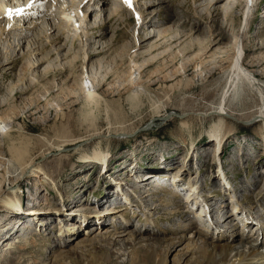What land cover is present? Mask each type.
I'll list each match as a JSON object with an SVG mask.
<instances>
[{
  "label": "rangeland",
  "instance_id": "1",
  "mask_svg": "<svg viewBox=\"0 0 264 264\" xmlns=\"http://www.w3.org/2000/svg\"><path fill=\"white\" fill-rule=\"evenodd\" d=\"M234 1L220 0L214 6L217 8L214 11L210 7L212 3L208 6L206 0H161L160 3H155V0H136L130 9L124 8L110 17L109 10L117 3L116 0L78 4V7L82 5L80 10L85 16L82 28L87 33L82 42V54H85L83 64L80 40L71 36L73 32L67 28L63 29L61 35L56 34V31L42 34L43 16L38 17L36 26H39H35L37 29L31 30L28 35H20L15 30L8 34L0 32V53L8 57L0 67V102L6 100L8 95H15L9 98V104L3 110L21 111L15 124L0 130L1 133L10 132V137L3 139V156L6 160L9 159L7 146L15 141L20 149L23 147L26 162L32 159L46 174V177L20 178L21 169L15 161L10 164L5 178L0 175V197L15 187L20 199L17 210L0 207V245L5 244L10 237L13 238L12 235L20 238L19 233L26 225L41 234L35 237L32 235L26 241L17 243L14 250L5 252V256L0 257V264H90L98 257H111L109 253L98 250L97 243L103 246V240H92L84 246L77 245V239L86 234L83 229H69L72 233L68 235L55 234L60 223L57 217L63 220L68 215V220L79 223L85 214L77 216L78 213L72 209L75 205H82L83 211L89 215H101L102 210L118 202L114 198L117 196L115 190L124 193L120 184L126 179V175H131L138 183L144 182V178L151 176L148 172L157 174L154 169L158 167L168 168L166 172L172 176L186 173L190 180H194L197 188L199 186L202 189V196H210L209 200L212 198L210 203L215 204L216 209L219 208V216L230 211L229 207L233 203V194L223 187L225 196L221 192L222 187H219L217 172L223 175L221 170L225 167L230 188L234 189L240 204L246 209L251 207V214L263 220L264 140L263 134L258 132L260 124H251L249 120L261 107L262 96L256 87L243 80L241 83H231L227 79L235 57L232 41L243 24L241 13L244 4L240 2L242 0ZM45 4V8L51 6L50 2ZM133 9L138 12V19L142 23L136 22ZM33 11H28L27 14H32ZM251 12L253 14L248 20V27L242 32V63L258 80L257 87L264 96V0H256V6L251 8ZM47 16L49 19L53 17ZM146 20L152 23L146 24ZM23 22L18 24L19 27L25 28L29 21ZM3 25L0 22V27ZM162 30L165 31L163 34ZM151 34L150 39L142 40ZM28 41L32 42L31 46H35L33 50V46L28 48ZM134 42L139 46L135 50L132 47ZM53 48L55 50L51 51ZM132 53L136 57H132L131 61L134 65H140V71L143 70L139 77L134 73L133 78H139L134 87L124 84L125 72L129 73L131 68L129 54L132 56ZM214 56L216 58L213 61ZM15 58L18 60L13 64L12 60ZM34 59L40 63L26 68L27 60ZM185 60H189V63L185 64ZM46 67H49L47 73L43 71ZM85 69L94 78L93 88L96 94L101 95L102 101L98 107L84 104L82 97L67 96L81 95L76 87L81 83L80 73ZM11 86L15 88L9 94ZM222 95H227L223 101H226L223 105L227 109L226 113L238 121L226 119L232 126V131L224 136L220 149L215 153L214 139L209 140L208 137L214 119H201L198 115L204 116L205 112L217 108ZM33 100H36L37 107L28 112L26 104ZM184 115L188 116L181 118ZM184 121L189 125L185 130L181 126ZM89 139V142H84ZM0 143L2 144V139ZM59 147L61 151H58ZM94 149L101 150L105 155L103 162L90 160ZM220 159L224 166L221 162L218 163ZM133 162L143 166L144 172L140 173ZM197 167H200L198 174L195 171ZM110 181L117 182L112 189L114 192L110 185L105 189ZM54 184H57L58 192L55 191L57 188L53 187ZM136 186L139 190L143 188L142 185ZM133 188L134 186L127 189L133 191ZM135 194L138 195V203L130 205L126 211L106 215L114 216L104 220L107 231H113L112 234L121 232L120 223L128 221L131 225L126 233L135 232V229H141L146 216L154 225L158 223V229L162 230L190 224L192 219L190 215H186L187 210L183 211L181 206L175 207L176 202L170 201V207L166 208L162 204L164 201L169 203L166 197L143 200L139 193ZM225 198L231 199L228 208H225ZM152 201L158 202L152 204ZM33 203L38 211H31L34 209ZM235 205L232 207L234 213H227L224 219L234 214L227 221L231 220L230 224L236 225L234 217L239 216L240 206ZM154 207L157 210L149 209ZM207 208L214 213L212 207ZM62 209L66 212L60 211ZM175 213L178 216L175 217ZM134 214L137 216H133ZM243 214V218L248 216ZM248 218L252 219L250 216ZM85 224L92 225L90 233L97 229L95 222L85 221ZM100 224L98 223L102 226ZM221 224V228L227 229V222ZM154 225L149 226V230L154 229ZM235 225L228 228L229 231L236 232L227 231L229 235H235V241L231 243L229 240L228 244L240 247L238 242L243 239L242 242L247 240V247L254 242L248 241L251 236L248 239L246 236L242 238L244 232L238 233L239 226L236 228ZM205 227L203 225L201 228L207 233L206 238L203 240L202 237H196L194 241L200 244L206 240L214 244L216 240L211 242V236L210 241L207 239ZM156 231L150 232L152 234ZM93 234H97V231ZM218 234L221 232L218 231ZM149 235L146 233L139 237ZM187 235L191 237L190 234ZM173 237H176L173 231L159 236L160 239ZM122 238L128 240L129 237ZM186 246L187 241L172 251L165 264H182L179 256L183 252L187 253ZM260 247L264 248V242ZM133 251L140 253L145 248L138 246ZM260 251L264 253L263 249ZM135 253L121 256L120 263L130 264L136 257ZM121 254L119 252L117 256ZM87 257H91V261ZM258 258L260 257L256 258L255 263L264 262V259ZM107 263L112 264L110 261ZM107 263L105 261L103 264Z\"/></svg>",
  "mask_w": 264,
  "mask_h": 264
},
{
  "label": "bare ground",
  "instance_id": "2",
  "mask_svg": "<svg viewBox=\"0 0 264 264\" xmlns=\"http://www.w3.org/2000/svg\"><path fill=\"white\" fill-rule=\"evenodd\" d=\"M97 1H99V0H0V22H2L4 24L2 27H0V32L8 34V33H10V31L15 30V31H18L20 33V35H28L27 34L28 32H31V30H33L39 26V25L36 26L39 21L37 22L38 18H37V20H35L34 16H37V17L43 16L42 21H43L44 26L42 27L43 30L41 29L42 34H45L46 32L48 33L50 31L51 32L56 31V34L61 35V33H63V29L67 28L68 30L73 32V34L71 36H73V37L75 36L80 40V43H81L80 55H81V61L83 64L84 60H85V57H84L85 54H82V50H83L82 42L84 41L83 40L84 36L87 33L85 34V29L82 28L84 25V22H85V16H84V13L81 12L82 10H80V9H82L83 4H86V3L91 4V3H94ZM116 1L119 4L115 3L114 6L110 8L109 15H108L109 17L111 15L115 14L117 11L124 10V8L125 9L127 8V10L130 9V7L124 2V0H116ZM135 1L136 0H131V6ZM219 1L220 0H206V5L209 6L212 3L210 7H212V10L215 11V10H217V8L216 7L214 8V6H216L217 3H219ZM235 1L238 2L240 0H235ZM47 2H50L51 6L45 8L44 4ZM56 2H58V5H56ZM103 2H104V0H103ZM158 2L160 3L161 0L160 1L155 0V3H158ZM240 2H243V4H244L243 9H242V13H241V16L243 19V24L240 28H238L237 34L235 35L234 40L232 41L233 51L235 50L234 51L235 57L233 59L232 66L229 69V77H227V79H229V81H231V83H241V81L243 80V81H245V83H248L250 86L256 87L257 91H259L260 95L262 96L260 98L262 105L258 109V111L255 113V115L249 120L251 121V124H255V123L260 124L258 132L261 135L263 134L262 137L264 140V96L262 95L261 91L257 87V85H258L257 83H259L258 80H256L254 75L249 70H247L245 68V66H243V63H242V58L244 56V51H243V47H242V32H244L248 27V20L253 14L251 12V8H254L256 6V0H242ZM78 4H82V5L80 7H78ZM121 5H122V7H121ZM151 5H153V2H151ZM53 7H55V8H53ZM18 8H22L23 11L19 15H16V9H18ZM31 10H34L32 12V14H30V13L27 14V12L31 11ZM9 11H11V13H12L11 16L7 15V13ZM53 11H55V12L53 13ZM134 11L135 10L133 9L132 12H134ZM134 13H136L135 14L136 22H141V20L138 19L139 18L138 12H134ZM33 14H34V16H33ZM47 15H52L53 17L49 19V16H47ZM22 16H25L22 19H25L27 17H34V18L27 24V26L25 28L19 27V25H18L19 23L16 25L15 22L14 23L11 22L14 18H15L16 22H18L20 20L23 22V20L21 19ZM144 22L146 24L152 23V21H150V20H146ZM12 24H15V25H12ZM28 25H30V26H28ZM164 32L165 31L162 30L161 33L163 34ZM156 33H154V35ZM157 36H158V34L155 37H157ZM159 36H160V34H159ZM151 37H152V34L149 36L143 37L142 40L150 39ZM34 40H36V39L34 38ZM34 40H32V41H34ZM30 42L27 44L28 48L29 47L31 48L33 46V45L31 46ZM135 42L132 44V47L134 48V50H135V48L137 49L139 47L138 44H136ZM17 45H18V43L16 44V46ZM132 47L130 49H132ZM34 48H35V46H33L32 50ZM54 50H55V48H53V50L51 49V51H54ZM56 51L58 52V50H56ZM94 54H97V53H94ZM129 56H130V63H132V64H131V68L130 69L128 68L129 73L125 72L126 77H125V81H124L125 83L124 84H129V85L134 87V86H136V80H139L138 77L140 76V74L143 70L140 71V65H134L133 62L131 61V58L134 57L135 54L133 55V53H132V56H131V54H129ZM215 58L216 57L214 56L213 61L215 60ZM0 59H1L0 60V67H1L8 60V57H6L4 54L0 53ZM27 59H28V57H27ZM17 60L18 59L15 58L14 60H12V63L13 64L16 63ZM33 63H35V64H33ZM39 63H40V61L35 60V59L34 60H27L25 67L26 68L27 67H33ZM184 63L188 64L189 60H185ZM141 67H143V66H141ZM198 68H200V66H198ZM48 69H49V67H46V68H44L43 71L47 73L48 71H46V70H48ZM134 73H136L138 77L133 78ZM231 73L233 75H231ZM30 81L32 82V79H30ZM80 81H81V83L76 87V91L78 93H81V95H67V96L68 97L70 96L71 98H75L78 96L80 98L82 97L84 100V104H89V105L91 104V105H95L96 107H98L99 103L102 101V99L100 98L101 95L96 94V91L93 88L94 87L93 86L94 78L90 77L87 74L86 69L84 72L81 71ZM14 88L15 87L11 86V88L8 90L9 94H11L13 92ZM11 96L14 97L15 95H8L6 100H4L3 102H0V130H3L4 128H6L7 126H9L11 124H15L18 116L21 113L20 110H9V112L7 110H3V108L8 106V104H9L8 101H9V98H11ZM226 96L227 95H222V100H220L219 106L217 108L211 109L209 111L210 113L205 112L204 116H203V114L198 115L201 119L205 118V117H210V118L214 119L213 125L211 126V130L208 131V137H209V140L214 139V142H215L214 151H215V153L217 152V150L220 149V146L222 144V140H224L223 139L224 136H227L232 131V129L230 128L232 126L230 125V123H228L226 121V119L229 118L230 120H233L235 122L238 121L237 119H234L231 115L226 113L227 109L223 106L226 102V101L223 102L224 98ZM36 107H37L36 100H33V102L26 104L25 109H27L28 112H31V111L35 110ZM187 116L184 115L181 118L187 117ZM181 126L184 130L189 128V125L185 121L182 122ZM9 133L7 131H5L3 133L0 132V139H2V144L0 143V175H1V177L5 178L7 176V174L9 173L10 164L12 162H15V161L18 163L17 166L19 165V168L21 169L20 178H23V177H24V179H28L29 177L39 178V177H41V175L46 177L45 172H42V169L38 168V163H36L32 159L29 160L30 156L28 158L29 161L26 162V160L24 159L25 154L22 152L23 147L20 149L18 147V145L15 143V141L10 142V145L7 146L9 159L6 160V157L4 158L3 149H4L5 145L3 144V139L9 138L10 137ZM222 135H223V137H222ZM92 138H93V136L91 137V139ZM89 141H90V139L87 141H84V142H89ZM82 143H83V141H82ZM60 148L61 147H59V149ZM58 151H61V149ZM43 158H45V154L43 155ZM90 158H91L90 160L94 159V161L103 162V160H105L104 159L105 155L102 154L101 150L94 149L93 157H90ZM130 176L131 175H126L125 178L130 181L131 180ZM181 176H183V175H181ZM172 177H173V180H176V181L180 180V175L178 177L177 176H172ZM148 180H151V176L148 177ZM115 183H117V182H115ZM136 183L138 184V186L142 185V187L144 188L145 187L144 185L146 182H139V183L136 182ZM137 184H135V187L133 188L132 192L134 195H131L130 199L128 200L129 201L128 204H132L133 200H131V199L137 198L138 195H136L135 193H139V195L142 196L141 199H143V200H146L148 197H154V196H150L148 193H146L145 192L146 190L143 188H142V190H139L138 189L139 187L136 186ZM194 185H196V183H193V186ZM53 187L57 188V190H55V191L58 192L57 184H54ZM189 191L192 192L193 190L191 189ZM115 193L117 196L116 197L114 196V198H116L115 200H117V201L121 198L122 194L123 195L125 194V193L118 192L116 190H115ZM232 194H234V193H232ZM17 195H18V189L15 187L10 188L9 192H7V194L2 195L0 197V207L4 206V207H6V209H10V210L19 209L20 199ZM261 198H259L258 200H261ZM79 200H80V198H79ZM175 201H177V200L175 199ZM126 204L127 203H123L121 201L115 202L113 205L108 207V209H105V213H103V214L101 213V215H95L96 213L94 215H89L88 213L83 211L84 208L82 205H75V208H72L73 212H77L78 214H76V215L79 217H81L82 214H85L83 216V218L80 220L79 223H77L76 220H68V218H69L68 215H66L67 218L63 219V220L60 219V217H57L59 219L60 223H58V227L55 229L56 230L55 234H57L58 236L68 235V234L72 233L71 231H75V230H73L74 228H80V229H83V232L86 233L85 234L86 236L85 235H84L85 237L79 236L80 238H78L77 242H76L77 245L84 246L92 240H94V241L103 240L104 241L102 244L103 246H101L100 244L97 243L98 250L99 251L102 250L104 252L109 253L111 255V257H108V256L103 257V258L98 257V259L94 260L90 264H103L105 261H106V263L110 261V262H112V264H123V263H120V261H119L121 256L124 257L125 255H130L132 253H135L133 250H135L136 247H138V246L140 248H145V251L140 252V253H135L134 255H136V257L133 259L134 261L129 260L130 264H165V261L168 259V256L172 253V251L176 250V248L178 246L185 243L186 241H187L186 249H188L187 253L183 252L179 256V257H181L180 259L182 260V264H235L236 262L238 264H264V262H258V261H257V263L254 262V261H256L257 257L264 259V253H261V251L259 250L260 246L264 242V228H262V227L255 228V229H257V231L260 229L261 230L263 229L262 234H261L262 236H260L259 238L257 237L256 241H254L253 243H249L248 247L245 246L247 244L246 243L247 240H246V242H242L243 239H242V241L239 242L241 245L240 247H237L236 245L228 244L229 240L231 243H233L235 241V236H233L232 234L229 235V236H233L231 238L228 236H225L224 235L225 231L222 232L217 227L215 229V230H217V237H216V241L213 242L214 244L208 243V241H206V240H205V242L201 241L200 244H197V242L194 241V239L196 237H198V238L202 237L204 240L206 238L207 233H205V230L203 228H198V227L194 226L195 225L194 222H191L188 226H186V225H184V226L175 225V227L173 226V228H169V229L167 228L165 230L158 229V231H156V233L151 234L148 227L149 226L151 227L154 224L148 218V216H146V219L143 221V226L141 227V229L140 228L135 229V232L131 231L129 233H126L127 228L131 224H130V222L125 221L126 223L122 225L123 228L121 227V229H120L121 232L117 231L114 234H112L113 231L112 232H110L109 230L107 231L105 229L106 226H104V224L106 223V221H104L106 219V215L114 213V212L118 213L120 211L128 210V206H126ZM162 204L166 208L170 207L168 201L167 202L164 201ZM186 204H189V203L185 202L184 205H186ZM33 205H34L33 208L35 209V204L33 203ZM37 206H40V204H37ZM72 206H74V205H72ZM146 207H148V205H146ZM34 209H32L31 211H33V212L38 211V210H36V209L34 210ZM149 209L157 210L156 207L149 208ZM60 211L64 212L65 210L62 209ZM206 212H207V214L210 215L211 211H210V209L207 208ZM186 214H188V211ZM174 215L176 217V216H178V213H175ZM110 216H111V218H114L113 215H110ZM133 216H137V215H133ZM232 216H234V214L227 216L221 222V223H223V222L228 223L227 231H229L228 228H230L231 225H235V224H230L231 220L229 222L227 221V220L231 219ZM236 217H238V216H236ZM250 220L251 219L248 218V216L244 217L243 222H242V226L244 224H246V227H247L248 223H250ZM35 221H37V220H35ZM85 221L91 222V223L92 222L96 223L97 229H95V231H97V234H93L95 231H93L92 233L89 232V229L92 227V225H88L89 227L85 226L86 225ZM62 222H64V223H62ZM9 223H11V221ZM98 223H101L100 225H102V226H99ZM221 223H220V225H217V226L222 227L223 225ZM33 224H34V222H33ZM237 224L238 223H236V225H235L236 228H238ZM0 226H1V224H0ZM36 227H37V225H36ZM60 229L62 230L61 232H60ZM69 229H71V231H68ZM104 229H105V231H104ZM102 231H104V232L102 233ZM172 231L175 233L176 237H173L170 239H160L159 238L160 235L167 234V233H170ZM218 231L221 232V234H218ZM232 231H233V233L235 232V230H232ZM232 231H230V232H232ZM9 232H11V230ZM177 232H179V233H177ZM241 232H238V233H241ZM146 233L150 234V235L148 237H144V238L139 237L142 234H146ZM186 233L190 234L189 236H191V237H188V235ZM178 234H180V236ZM235 234H236V232H235ZM244 234L245 235L242 238H244L246 236V239H248V236L249 237L251 236V235H248L246 233H244ZM40 235L41 234L38 231H34L33 237L40 236ZM154 235H156L157 237L152 238L151 236H154ZM218 235H220V236H218ZM253 235H255V233H253ZM123 236L129 237L128 240H125L124 238H122ZM120 237L122 239L117 240V238H120ZM26 239H28V238L27 237L26 238L20 237V238H14L13 239L10 237L9 239H7L5 244L0 245V257H4L8 251L14 250L16 248L17 243L20 244L23 242V240L26 241ZM59 240H60V238H59ZM220 240H222V241L219 242ZM220 243H225V244H220ZM142 244H144V246H142ZM246 248H247V250H245ZM263 251H264V249H263ZM119 252H122V254L117 256V254ZM87 258L90 260L91 257L90 258L87 257ZM260 258H258V259H260ZM84 259H86V258H84ZM136 259H138L137 262H136ZM101 261H104V262H101Z\"/></svg>",
  "mask_w": 264,
  "mask_h": 264
},
{
  "label": "snow or ice",
  "instance_id": "3",
  "mask_svg": "<svg viewBox=\"0 0 264 264\" xmlns=\"http://www.w3.org/2000/svg\"><path fill=\"white\" fill-rule=\"evenodd\" d=\"M124 2H125L129 7H131V0H124ZM22 11H23L22 8H18V9H16V15H19ZM7 15H8V16H11V15H12L11 11H9V12L7 13Z\"/></svg>",
  "mask_w": 264,
  "mask_h": 264
}]
</instances>
